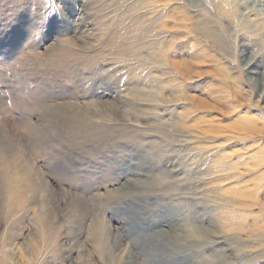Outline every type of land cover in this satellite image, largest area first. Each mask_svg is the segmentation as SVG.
Listing matches in <instances>:
<instances>
[{"label": "rangeland", "instance_id": "374dc122", "mask_svg": "<svg viewBox=\"0 0 264 264\" xmlns=\"http://www.w3.org/2000/svg\"><path fill=\"white\" fill-rule=\"evenodd\" d=\"M141 1L0 0V264H264V0Z\"/></svg>", "mask_w": 264, "mask_h": 264}, {"label": "bare ground", "instance_id": "6f19581e", "mask_svg": "<svg viewBox=\"0 0 264 264\" xmlns=\"http://www.w3.org/2000/svg\"><path fill=\"white\" fill-rule=\"evenodd\" d=\"M144 1V0H143ZM143 1H141L140 3H142ZM153 1V3L151 4V7L150 8H153V10H156V8H157V6L158 5H162L163 7L162 8H164V5L163 4H159V3H157L156 1H158V0H152ZM151 1V2H152ZM159 2V1H158ZM141 5V4H140ZM144 6V5H143ZM142 5L139 7L140 9L143 7ZM138 8V9H139ZM153 10L150 12V14L152 15V17L153 16H155L154 14H153ZM207 32L208 33H210L208 30H207ZM70 35V34H69ZM156 37V36H155ZM63 44V43H62ZM65 44V43H64ZM67 46V45H66ZM65 46V47H66ZM69 46V45H68ZM83 48V47H82ZM81 48V49H82ZM69 49V48H68ZM84 49V48H83ZM86 49V48H85ZM58 50L60 51V49L58 48ZM62 50V49H61ZM68 51V50H67ZM160 51H161V49H160ZM65 52V51H64ZM160 53V52H159ZM76 54H77V52H76ZM160 55V54H159ZM161 55L162 56H164V52L163 51H161ZM133 73H134V71H133ZM136 73V72H135ZM142 73H143V71H142ZM153 74V73H152ZM135 75V74H134ZM139 75V74H138ZM143 75V74H142ZM151 75V74H150ZM140 76V75H139ZM138 76V77H139ZM146 76V75H145ZM145 79H146V77H144ZM143 78V79H144ZM149 78V77H148ZM136 79V78H135ZM144 79V80H145ZM137 80V79H136ZM133 81V80H132ZM136 82V81H135ZM137 82H139V81H137ZM136 82V83H137ZM141 82V81H140ZM139 82V83H140ZM133 84V83H132ZM143 84V83H142ZM164 84V83H163ZM136 85V84H135ZM134 86V85H133ZM163 85H161V87H162ZM166 86V85H165ZM131 88V87H130ZM166 88V87H165ZM164 90V89H163ZM139 92V91H138ZM189 100L191 99V97L190 98H188ZM167 100V99H166ZM185 110V109H184ZM187 110V109H186ZM57 111V110H56ZM55 111V112H56ZM63 113V112H62ZM68 114V113H67ZM116 114H118V115H125L126 114V111H124V112H119V113H116ZM188 114V113H187ZM59 115V114H58ZM64 115V114H63ZM70 115H71V113H70ZM74 115V114H73ZM82 114H80V116H81ZM84 115H85V113H84ZM84 115H83V117H84ZM78 115L76 114V118H75V115H74V118L75 119H73V117L71 118V116L70 117H66L65 115L64 116H62V118L63 117H66V123H70V124H68L67 125V127H65V128H67L68 129V132H70V133H72L73 135H75V137H79V138H81V140L83 141V142H90V141H93V140H95V139H100V141H102L103 139H104V137H106V128H108V126H102V125H97V123H91L90 121H89V117H90V115L89 116H85L84 118H80V116L79 117H77ZM95 116V115H94ZM182 116V115H181ZM184 116L186 117V116H188V115H186V113H184ZM91 117H93V115H91ZM120 117V116H119ZM109 118V117H108ZM178 119V121L176 120V121H174L173 122V126H175L176 127V129H178V130H181V131H185V132H189V133H193L196 129H197V123H190V122H186L185 120L184 121H182V119L180 120L179 118H177ZM109 120V119H108ZM195 120V119H194ZM173 121V120H172ZM50 125H51V123H50ZM52 126V125H51ZM53 127V126H52ZM116 127V126H115ZM200 127V126H199ZM112 128V127H111ZM109 129V128H108ZM114 129V128H113ZM116 129H118V128H116ZM121 129H122V127H121ZM66 130V129H65ZM115 130V129H114ZM119 130V129H118ZM123 130V129H122ZM121 130V131H122ZM125 130V129H124ZM123 130V131H124ZM108 131H110V133H112L113 131H111V130H108ZM133 131V130H132ZM115 132H116V130H115ZM196 132V131H195ZM119 132H117V134H118ZM45 134V133H44ZM130 134H131V132H130ZM39 135H40V133H39ZM171 135V134H170ZM104 136V137H103ZM117 136H120V135H117ZM124 136V135H123ZM168 136V135H167ZM166 136V137H167ZM121 137V136H120ZM170 137H172V136H170ZM174 138V137H173ZM172 139V138H171ZM177 141V140H176ZM80 142V141H79ZM160 144V143H159ZM97 145V144H96ZM157 145H158V143H157ZM159 147V146H158ZM157 147V148H158ZM156 148V149H157ZM155 149V150H156ZM157 151H159L158 149H157ZM222 154V151L220 152V153H217V154H215L214 156H213V159H212V162L213 163H215V165L213 164V168H214V171L216 172H225V171H230L232 168H234L235 167V162L234 163H232V161L231 162H221L222 160L221 159H223V158H225V156L222 158V156L220 157V155ZM226 155V154H225ZM241 155V154H240ZM19 157V156H18ZM228 156H226V158H227ZM1 158V157H0ZM225 158V159H226ZM238 158H240V156L238 157ZM1 160V159H0ZM237 160H239V159H237ZM246 163V162H245ZM238 164V166L241 164V162H238L237 163ZM0 166H2V168L4 169V170H2L1 171V176L2 177H0L1 179H2V182L5 180V181H7V179L10 177V174H9V172L6 170V168H5V160H1L0 161ZM1 169V168H0ZM21 171L22 172H24V168H23V166H21ZM29 175H27V178L25 177L24 178V180L23 181H21L20 183L17 181V180H15V182H14V186H11V189L9 188L8 189V192H7V195H8V193H9V196H12V197H16V196H19L20 194V191H23V190H31V192L33 191V192H35V193H38V194H40L41 192H42V187L40 186V185H38L39 183H35V182H33V180L32 179H29V178H31V177H28ZM165 178V177H164ZM13 179V178H12ZM157 181V180H156ZM159 182V181H158ZM13 184V183H12ZM2 186H3V183L1 184ZM8 185V184H7ZM157 185V184H156ZM5 186H6V183H5ZM15 187V188H14ZM174 187V186H173ZM7 188L8 187H6V190H7ZM170 189V188H169ZM169 189H168V191H169ZM236 193H238V195L240 196L239 198L240 199H236L235 200V202H237L236 204H234L233 205V209L231 210L232 211V214L227 218V222H226V227L228 228H233L232 226H237L236 228H237V230H239V231H241V232H243V231H246V230H248V225H246L245 224V222H243L242 220H240V221H238L237 223L235 222V220H238V219H240V217L243 215L242 214V212L240 211V209H242V210H244V211H249L250 209H251V207H252V203L251 204H248L247 202H246V200H247V198H248V194L245 192V191H243V190H238ZM258 194V193H257ZM9 196H8V198H9ZM18 201L20 200V199H17ZM29 200H31V198L29 199ZM245 201V202H244ZM260 222V221H259ZM46 223V222H45ZM50 225V224H49ZM262 226H260V227H257L256 226V228H255V230H254V228H253V230L251 231L252 232V234H256V235H260V228H262L263 229V234H264V223H262L261 224ZM191 226V225H190ZM49 229V228H48ZM194 234V233H193ZM202 234V233H201ZM193 236V235H192ZM189 237H191V236H189ZM196 237V236H195ZM236 239V238H235ZM5 254H8L7 252L5 253ZM112 255V254H111ZM5 258V257H4ZM1 264H6L5 262H1Z\"/></svg>", "mask_w": 264, "mask_h": 264}]
</instances>
